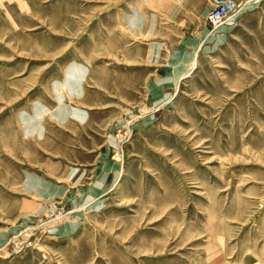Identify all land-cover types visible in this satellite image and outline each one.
Returning a JSON list of instances; mask_svg holds the SVG:
<instances>
[{"label":"rangeland","instance_id":"rangeland-1","mask_svg":"<svg viewBox=\"0 0 264 264\" xmlns=\"http://www.w3.org/2000/svg\"><path fill=\"white\" fill-rule=\"evenodd\" d=\"M230 1L197 34L180 0H0V264H264V0Z\"/></svg>","mask_w":264,"mask_h":264},{"label":"crops","instance_id":"crops-1","mask_svg":"<svg viewBox=\"0 0 264 264\" xmlns=\"http://www.w3.org/2000/svg\"><path fill=\"white\" fill-rule=\"evenodd\" d=\"M180 8L181 12H183L181 18L183 19H188L189 22H193V26L191 29H194L195 33H202L203 30V21L201 20V18H198V13H199V9L195 8L193 5H191L190 0H180L179 3H176V5L174 6V9ZM203 11V10H200ZM203 15V14H202ZM150 18V17H149ZM192 20V21H191ZM147 21V15L144 17V15H142L141 11L138 10V23L139 26L141 27L143 24H145ZM137 60H141L145 63V58L143 56L140 57L139 59V55L136 57ZM129 60L131 63H133L134 57L132 59H127ZM69 80V79H68ZM65 81V80H64ZM76 88V87H75ZM77 91L78 89H80V87L76 88ZM74 108H69V112H73ZM79 111V110H76ZM63 119H62V123L65 122V110H63Z\"/></svg>","mask_w":264,"mask_h":264},{"label":"built area","instance_id":"built-area-1","mask_svg":"<svg viewBox=\"0 0 264 264\" xmlns=\"http://www.w3.org/2000/svg\"><path fill=\"white\" fill-rule=\"evenodd\" d=\"M231 6L232 3L230 0L218 1V3L207 12V20L213 25H217L226 18Z\"/></svg>","mask_w":264,"mask_h":264},{"label":"bare ground","instance_id":"bare-ground-1","mask_svg":"<svg viewBox=\"0 0 264 264\" xmlns=\"http://www.w3.org/2000/svg\"><path fill=\"white\" fill-rule=\"evenodd\" d=\"M216 1V0H215ZM219 1V0H218ZM232 3V2H231ZM221 24H222V22H221ZM221 24L219 25V30H222V29H224L225 27H223V26H221ZM47 230V229H46ZM49 230V229H48ZM67 231V230H66Z\"/></svg>","mask_w":264,"mask_h":264},{"label":"water","instance_id":"water-1","mask_svg":"<svg viewBox=\"0 0 264 264\" xmlns=\"http://www.w3.org/2000/svg\"><path fill=\"white\" fill-rule=\"evenodd\" d=\"M219 1H223V0H219Z\"/></svg>","mask_w":264,"mask_h":264}]
</instances>
